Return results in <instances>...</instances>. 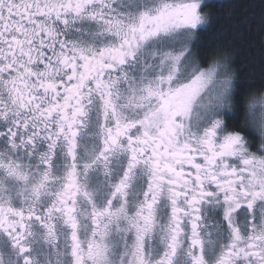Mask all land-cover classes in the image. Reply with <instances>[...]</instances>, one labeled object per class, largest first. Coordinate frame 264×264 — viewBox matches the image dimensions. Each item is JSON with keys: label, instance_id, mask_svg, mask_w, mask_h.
<instances>
[{"label": "snow or ice", "instance_id": "obj_1", "mask_svg": "<svg viewBox=\"0 0 264 264\" xmlns=\"http://www.w3.org/2000/svg\"><path fill=\"white\" fill-rule=\"evenodd\" d=\"M209 6L0 0V264H264V86L198 59Z\"/></svg>", "mask_w": 264, "mask_h": 264}, {"label": "trees", "instance_id": "obj_2", "mask_svg": "<svg viewBox=\"0 0 264 264\" xmlns=\"http://www.w3.org/2000/svg\"><path fill=\"white\" fill-rule=\"evenodd\" d=\"M208 24L198 31V59L227 57L241 81L264 86V0H211Z\"/></svg>", "mask_w": 264, "mask_h": 264}, {"label": "flooded vegetation", "instance_id": "obj_3", "mask_svg": "<svg viewBox=\"0 0 264 264\" xmlns=\"http://www.w3.org/2000/svg\"><path fill=\"white\" fill-rule=\"evenodd\" d=\"M249 139H251V140H253L255 142H258V141H256V137H254V136H250Z\"/></svg>", "mask_w": 264, "mask_h": 264}, {"label": "rangeland", "instance_id": "obj_4", "mask_svg": "<svg viewBox=\"0 0 264 264\" xmlns=\"http://www.w3.org/2000/svg\"><path fill=\"white\" fill-rule=\"evenodd\" d=\"M209 1H211V0H207V2H209ZM257 118H259V113H257Z\"/></svg>", "mask_w": 264, "mask_h": 264}]
</instances>
